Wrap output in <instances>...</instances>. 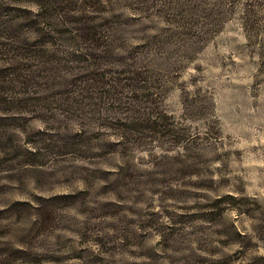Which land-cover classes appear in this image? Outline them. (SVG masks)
Wrapping results in <instances>:
<instances>
[{"label": "rangeland", "instance_id": "1", "mask_svg": "<svg viewBox=\"0 0 264 264\" xmlns=\"http://www.w3.org/2000/svg\"><path fill=\"white\" fill-rule=\"evenodd\" d=\"M0 264H264V0H0Z\"/></svg>", "mask_w": 264, "mask_h": 264}]
</instances>
